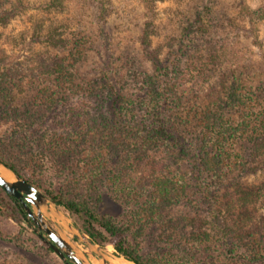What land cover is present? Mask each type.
Returning a JSON list of instances; mask_svg holds the SVG:
<instances>
[{
    "label": "rangeland",
    "instance_id": "1",
    "mask_svg": "<svg viewBox=\"0 0 264 264\" xmlns=\"http://www.w3.org/2000/svg\"><path fill=\"white\" fill-rule=\"evenodd\" d=\"M0 15V158L42 189L97 197L100 212L122 227L145 264L171 263L173 254L159 239L165 222L177 219L182 237L195 229L190 221L206 216L205 206L183 199L164 203L148 225L140 224L137 206L115 199L145 198L147 179L142 193L121 192L116 179L125 175L126 185L134 186L148 157L161 161L163 180L190 196L185 156L201 141L205 91L222 93L228 119L252 109L231 107L233 97L242 103L244 94L253 106L264 102V0H0ZM154 73L171 137L159 145L119 125L146 123L143 103ZM241 144L238 156H245L246 166L234 176L257 186L264 180V152L244 153L251 144ZM104 164L112 169L106 177L98 172ZM250 210L264 217V201ZM41 214L85 264H94L91 258L108 264L112 245H87L78 218L53 204ZM203 248L193 256L200 264L228 258L218 243ZM0 264H64L1 188Z\"/></svg>",
    "mask_w": 264,
    "mask_h": 264
},
{
    "label": "trees",
    "instance_id": "2",
    "mask_svg": "<svg viewBox=\"0 0 264 264\" xmlns=\"http://www.w3.org/2000/svg\"><path fill=\"white\" fill-rule=\"evenodd\" d=\"M3 15H0V18H3ZM52 42L54 43V41ZM207 61L205 59L200 63L201 69ZM106 67L109 68V71L106 69L105 74L111 70L109 63ZM157 78L158 73L152 74L146 87L143 103L146 123L121 122L119 124L125 130H131L141 135L140 139L149 145H159L168 142L171 138L162 117L165 98L157 86ZM108 79L107 74L106 80L108 81ZM109 86L114 92L115 102L119 101L120 95L115 91V87L111 84ZM254 90L256 91V88ZM245 94L250 93L246 91ZM250 95L253 100L254 95ZM240 96H243L242 103L233 97L231 107L242 108L241 104L244 108L251 106V113L247 114L245 111L243 114L240 109L239 115L233 116V112L232 118L228 119L226 115H223V108L227 106V103L221 100L222 93L215 92V90L205 91L203 95L205 109L201 112L200 121L203 128L201 141L196 152L188 153L185 156L189 165V197H184V191L177 184L171 183L167 179L163 180L164 173L160 169L161 161H154L148 157L144 159L142 165L141 181H137L134 186L126 185L127 177L125 175L119 174L120 179H116V184L123 188L121 192L140 193L144 190L142 183L147 179L148 194L145 198H136L132 194L133 198L126 196L115 199V202L122 206L130 205V202L136 205L138 211L135 213V217L138 219L137 223L140 224L148 225L154 218V211H157V208L164 203L174 205L183 199L184 202L190 201L195 205L205 206L206 216H197L194 222L190 221L192 228L195 229L187 234L181 233L182 237L176 233L178 227L175 225V221L177 219L165 222L167 226L164 227L165 230H162L159 239L164 240L166 249L173 254L170 259L171 263L166 261L168 264H200L193 257L196 250L202 249V247L207 248L211 243H218L222 250L226 249V254H228V258L222 257L221 263L219 261L218 264H264V228L261 226L264 217H256L250 210L256 204L264 201V180L257 186H246L238 177L234 176L235 173L236 175L241 173V170L246 166L245 156H238V150L242 148L241 141L251 144L246 148L244 145V153L245 150L251 155L264 152V102L253 106L251 102H246L244 94ZM179 147L182 154L186 150L185 145L181 144ZM0 162L10 171L19 175L13 164L1 158ZM99 168V174L105 173V177L112 171V169L109 171L106 164ZM113 170L123 173L122 170L116 168ZM25 181L43 191L54 205L78 218L81 222L80 231L88 237L93 245L103 247L110 244L115 250L116 256L133 264H145L142 255L127 241L122 227L113 217L100 212L97 197L93 201L68 194L62 190L42 189L39 183ZM11 200L26 220V214L22 211L21 205L15 199L11 198ZM139 211L140 214H138ZM210 233L215 234L211 237ZM159 239L156 240L159 241ZM182 239L185 242H182ZM189 239L193 240L192 244L196 243L195 248L189 245ZM165 252L167 251L165 250ZM211 260L213 262V259Z\"/></svg>",
    "mask_w": 264,
    "mask_h": 264
},
{
    "label": "water",
    "instance_id": "3",
    "mask_svg": "<svg viewBox=\"0 0 264 264\" xmlns=\"http://www.w3.org/2000/svg\"><path fill=\"white\" fill-rule=\"evenodd\" d=\"M0 168L6 170V172L12 176L11 181H8L0 175V188L8 197L19 201L21 209L24 211L31 224L35 226V231L38 232V236L42 242L61 260H70L71 263L68 264H85L81 258L75 255L71 246L60 236L51 224L44 220L41 209L47 207L49 204H53L50 199L19 175L3 166L1 162ZM85 243L89 246H93L89 240L85 241ZM103 264H105V262H103Z\"/></svg>",
    "mask_w": 264,
    "mask_h": 264
},
{
    "label": "bare ground",
    "instance_id": "4",
    "mask_svg": "<svg viewBox=\"0 0 264 264\" xmlns=\"http://www.w3.org/2000/svg\"><path fill=\"white\" fill-rule=\"evenodd\" d=\"M0 175L8 181H11V177L9 176V174L6 172V170L0 168ZM95 250V249H94ZM105 252V251H104ZM106 256L105 259L108 262V264H133L125 259H123L120 256H116L113 253V249L111 246H107L106 248ZM91 260H93L94 264H103V259L99 260V259H95V258H91ZM92 263V262H91ZM93 264V263H92Z\"/></svg>",
    "mask_w": 264,
    "mask_h": 264
},
{
    "label": "flooded vegetation",
    "instance_id": "5",
    "mask_svg": "<svg viewBox=\"0 0 264 264\" xmlns=\"http://www.w3.org/2000/svg\"><path fill=\"white\" fill-rule=\"evenodd\" d=\"M17 201V200H16ZM17 203H19V201H17ZM20 204V203H19ZM23 211V210H22ZM26 222L28 223V225H31V222L29 221V219L27 218V216H26ZM32 226H34V225H32ZM34 228H35V226H34ZM40 233V232H39ZM36 234H37V236H38V232H36ZM45 238H47L43 233H41ZM39 237V236H38ZM40 238V237H39ZM46 245V244H45ZM47 246V245H46ZM49 248V247H48ZM50 249V248H49ZM51 250V249H50ZM52 251V250H51ZM53 252V251H52ZM54 253V252H53ZM60 259V258H59ZM61 260V259H60ZM61 261H63V263L64 264H68V263H71V261L70 260H68V259H65V260H61Z\"/></svg>",
    "mask_w": 264,
    "mask_h": 264
}]
</instances>
